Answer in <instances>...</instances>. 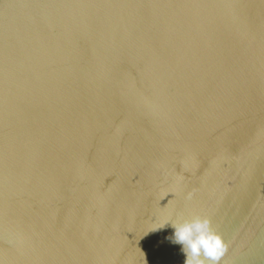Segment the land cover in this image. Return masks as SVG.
<instances>
[{"label":"water","instance_id":"95a60500","mask_svg":"<svg viewBox=\"0 0 264 264\" xmlns=\"http://www.w3.org/2000/svg\"><path fill=\"white\" fill-rule=\"evenodd\" d=\"M195 216L264 264V0H0V264H185Z\"/></svg>","mask_w":264,"mask_h":264},{"label":"clouds","instance_id":"9594fccd","mask_svg":"<svg viewBox=\"0 0 264 264\" xmlns=\"http://www.w3.org/2000/svg\"><path fill=\"white\" fill-rule=\"evenodd\" d=\"M169 222L174 228L173 241L182 245L186 255L185 264H219L227 246L207 217Z\"/></svg>","mask_w":264,"mask_h":264}]
</instances>
